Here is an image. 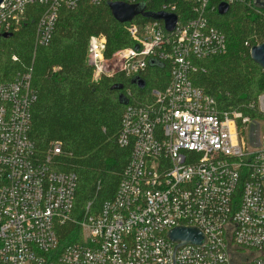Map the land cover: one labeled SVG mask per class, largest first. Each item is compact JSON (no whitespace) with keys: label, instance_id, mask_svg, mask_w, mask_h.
Wrapping results in <instances>:
<instances>
[{"label":"built area","instance_id":"obj_1","mask_svg":"<svg viewBox=\"0 0 264 264\" xmlns=\"http://www.w3.org/2000/svg\"><path fill=\"white\" fill-rule=\"evenodd\" d=\"M109 2L176 24L168 32L136 16L124 26L133 45L109 57L106 38L90 36L91 80L133 79L154 62L168 67V84L141 98L127 92L117 142L131 147L130 160L113 197L82 220L73 215L77 176L56 165L61 143L41 153L29 137L31 70L0 84V264H264V93L259 116L243 117L192 82L227 49L213 25L219 5L264 18V0H2L0 35L37 6L34 48L47 46L60 10ZM180 227L197 229L202 243L178 246L168 233Z\"/></svg>","mask_w":264,"mask_h":264},{"label":"trees","instance_id":"obj_2","mask_svg":"<svg viewBox=\"0 0 264 264\" xmlns=\"http://www.w3.org/2000/svg\"><path fill=\"white\" fill-rule=\"evenodd\" d=\"M38 13L39 7H28L18 31L0 35V84L31 70L35 101L29 137L41 153L61 143L56 165L77 176L73 215L82 220L98 214L103 202L113 197L130 160L131 147L117 142L127 92L141 98L152 89L162 90L168 84V67L149 64L138 77L145 83L142 90L122 75L93 82L86 63L89 37L104 36L109 57L133 45L124 28L127 23L116 22L107 3H81L60 10L50 43L35 49ZM213 25L225 35L227 49L203 61L206 71L193 74L192 82L213 97L220 110L258 117L264 70L251 60L249 48L264 42V18L254 8L235 5L223 16L215 13Z\"/></svg>","mask_w":264,"mask_h":264},{"label":"water","instance_id":"obj_3","mask_svg":"<svg viewBox=\"0 0 264 264\" xmlns=\"http://www.w3.org/2000/svg\"><path fill=\"white\" fill-rule=\"evenodd\" d=\"M2 0H0L1 3ZM107 6L111 12L113 19L120 23L125 24L130 22L136 16H142L144 19H151L156 21H163L166 31H173L176 24V16L166 13H152L145 12L143 5H127L122 2H109ZM264 7V4H262ZM228 6L220 4L218 8V14L223 16L228 13ZM12 33L2 34V36H10ZM138 49V46H135ZM249 55L251 60L264 70V42L252 46L249 49ZM150 65H155L154 62H150ZM133 82L136 84L138 89L142 90L145 83L142 79L136 77L133 78ZM123 98V96L121 97ZM124 104H127V100L124 99ZM169 239L172 241H178V246L186 244L199 245L203 241L201 233L195 228H174L168 233Z\"/></svg>","mask_w":264,"mask_h":264},{"label":"rangeland","instance_id":"obj_4","mask_svg":"<svg viewBox=\"0 0 264 264\" xmlns=\"http://www.w3.org/2000/svg\"><path fill=\"white\" fill-rule=\"evenodd\" d=\"M255 118V117H254Z\"/></svg>","mask_w":264,"mask_h":264}]
</instances>
